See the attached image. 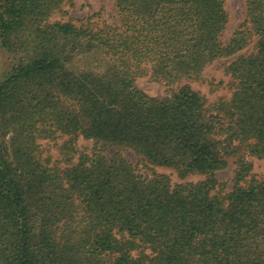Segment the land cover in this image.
<instances>
[{"label":"trees","instance_id":"16d2710c","mask_svg":"<svg viewBox=\"0 0 264 264\" xmlns=\"http://www.w3.org/2000/svg\"><path fill=\"white\" fill-rule=\"evenodd\" d=\"M70 1L0 0V264H264L248 161L264 160V0H246L227 43L225 0H112L115 23L51 21ZM230 58V96L208 104L189 83ZM148 74L183 84L153 98L136 86ZM56 140L64 167L42 157ZM124 149L204 179L172 185ZM228 159L226 193L214 173Z\"/></svg>","mask_w":264,"mask_h":264},{"label":"rangeland","instance_id":"374dc122","mask_svg":"<svg viewBox=\"0 0 264 264\" xmlns=\"http://www.w3.org/2000/svg\"><path fill=\"white\" fill-rule=\"evenodd\" d=\"M245 3L246 0H225L224 8L228 16V21L223 33L224 43H227L237 28L243 24L245 20ZM62 11V14H54L51 17V21H69L75 25H79L88 20L96 22L98 25L112 24L117 21V11L112 0H71L63 6ZM252 48L253 40L243 51L247 50L249 52ZM230 60L231 58L213 61L206 66L199 81L189 83L190 87L203 96L208 104L215 102L217 99L228 98L230 96V91L227 86L229 78L224 73V68ZM11 64V57L0 49V81L9 72ZM181 84L167 86L163 82L155 81L149 74L136 80L138 89L146 95L157 99L168 97L173 91H176ZM62 142L63 140L39 142L42 157L48 159L51 165L64 167L66 162L64 161L65 157L63 155L70 156L69 151H66V153L61 151L60 146ZM92 146L93 144L91 141L79 138L74 144L73 149L78 153H87ZM122 155L129 163L137 165L142 171H148L149 174L166 175L170 179L172 185L195 183L204 179V176L200 174L181 178L175 169L153 166L147 162H143V159L137 153L129 149H124ZM76 158L77 154L73 161H75ZM248 161H250L252 165L250 177L256 180H264V160L248 158ZM234 169V160L228 159L226 166L214 173L215 179L218 183L223 185L226 193L230 192L233 187L232 179Z\"/></svg>","mask_w":264,"mask_h":264}]
</instances>
